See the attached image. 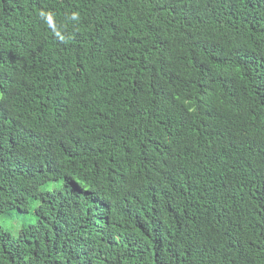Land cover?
<instances>
[{"label":"trees","instance_id":"trees-1","mask_svg":"<svg viewBox=\"0 0 264 264\" xmlns=\"http://www.w3.org/2000/svg\"><path fill=\"white\" fill-rule=\"evenodd\" d=\"M32 197L0 264H264V0H0V215Z\"/></svg>","mask_w":264,"mask_h":264},{"label":"rangeland","instance_id":"rangeland-1","mask_svg":"<svg viewBox=\"0 0 264 264\" xmlns=\"http://www.w3.org/2000/svg\"><path fill=\"white\" fill-rule=\"evenodd\" d=\"M63 183L64 179L51 180L43 184L42 188L48 190L61 188ZM39 205L40 201L32 197L28 210L24 211L18 207L11 208L0 215V224L12 234L17 235L22 227L38 222L37 207Z\"/></svg>","mask_w":264,"mask_h":264}]
</instances>
